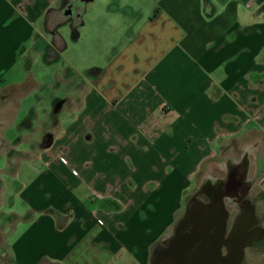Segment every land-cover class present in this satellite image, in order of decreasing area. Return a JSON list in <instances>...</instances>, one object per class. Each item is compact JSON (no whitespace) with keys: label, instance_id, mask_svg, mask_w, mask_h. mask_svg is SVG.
I'll use <instances>...</instances> for the list:
<instances>
[{"label":"crops","instance_id":"0c3cea01","mask_svg":"<svg viewBox=\"0 0 264 264\" xmlns=\"http://www.w3.org/2000/svg\"><path fill=\"white\" fill-rule=\"evenodd\" d=\"M115 1L103 30L96 22L72 36L74 44L83 35L105 41L89 46L90 69L71 63L52 77L28 73L6 84L30 51L57 48L44 21L61 0H0V101L19 98L0 113L3 131L19 132L1 136L10 148L2 161L19 164L4 192L20 218L6 264H152L200 172L214 178L243 165L249 194H264V0ZM118 13L130 17L127 30H115ZM56 36L66 43L62 30ZM24 62L30 72L34 60ZM32 95L46 102L43 117L28 105L20 118ZM36 123L43 129L30 149ZM204 190L222 194L218 183ZM253 211L262 235L243 262L264 264V209Z\"/></svg>","mask_w":264,"mask_h":264},{"label":"rangeland","instance_id":"374dc122","mask_svg":"<svg viewBox=\"0 0 264 264\" xmlns=\"http://www.w3.org/2000/svg\"><path fill=\"white\" fill-rule=\"evenodd\" d=\"M74 0H69L67 2V4L65 6H62V8L60 6H57L55 8L56 12L53 13L52 15H50V17L44 21L47 26H46V30L44 36L46 38H52L51 39V45H54V39H55V44L57 47H59L61 45L60 41H56V37L54 38V32L55 33H59L60 30H62V34L64 36L67 37L66 43L67 46L65 49H63L61 52L59 51L58 56L57 54L54 53V55L56 56V65L52 66L51 68L45 65V54L47 53V49L44 48V52L45 54L43 56H41L40 54L37 55V52H31L29 54H27L26 57L22 58V61H20V68L22 69V74L21 71L19 70V67L17 70H13L12 71V76H7V83H10V80H14V79H20L23 77H25V75L27 76V74L32 77V78H44V77H52L53 75L56 74H61L60 72L63 71L65 68L72 66L71 63H73L76 67H78L79 69H81L82 71L86 70V69H90L92 67V65H94V63L97 61L94 57V54L91 53L89 51V46L92 45L93 43L89 40H86L85 38L87 37L86 35H83V38L81 43L79 44H74L72 42V36H73V32L72 30L69 29V27L67 25L62 26L60 28L56 27V25H58L59 23H64V20L69 17V15H66L68 10L73 11V9H81L82 15H81V21L83 20L84 22H87L84 25H82L78 31L82 32L83 34L86 32L88 33V30H93L95 23L97 22V26L100 28V30H103V25H107L108 22V16L109 15V5L111 4L112 7V3L110 0V2L106 3V0H95L93 3H80L78 2L76 4L75 7L71 6V3H73ZM129 1V0H128ZM132 0H130L131 2ZM134 1V0H133ZM114 5L113 7L115 8L117 5L121 7H125V5L127 4V1H122L120 4V0L113 2ZM130 5V4H129ZM131 6V5H130ZM147 6V4L145 5ZM59 8V9H58ZM112 10V9H111ZM108 13V14H107ZM103 14L104 16L106 15V18L103 19ZM113 15V14H111ZM130 18V17H129ZM129 18H126L124 15H122L121 13H118V20H116V26L117 28L115 30H127L128 26L127 22L130 21ZM76 19V18H74ZM63 25V24H62ZM126 27V28H125ZM60 29V30H59ZM51 33V34H50ZM50 34V35H49ZM39 43L38 44H43V41L40 39L38 40ZM102 44L105 48V41L102 39H99L98 42L95 40L94 45H92L93 47H96L95 44ZM85 46V53L83 52V48ZM54 47V46H53ZM35 49V48H34ZM111 53V52H110ZM53 54V53H52ZM51 54V55H52ZM85 54V58L84 55ZM50 55V57H51ZM27 57L29 59L32 58V60H34V62L32 63V66L30 67L29 71L27 72L26 68L24 67V60L26 61ZM53 57V55H52ZM23 66V67H22ZM14 77V78H11ZM54 78V77H53ZM24 92H31L32 88H33V84L32 83H28L25 87ZM5 92H0V94H3ZM4 95V94H3ZM17 99H19L17 97V95L15 93H13V102L11 99L2 102L0 101V113H3L6 109L7 106H9L10 102L12 103V105L16 106V101ZM41 102L37 101L35 99V96L32 95V97L28 100L24 102V107L23 110H21L20 113V118L23 117L24 115V111L26 110V107H28V105H35V109L38 111V116L39 119H41L43 117V111L42 108L45 105L46 102H42V104H39ZM35 126L37 127V130L31 134L27 141H25L27 145L30 146V149H37L38 147L35 145L37 143V141L40 139V134H41V130L42 128V124L36 123ZM5 129V126H3V128H0V138L3 139L1 136H3V134H5L7 140H14L17 138V136L19 135V132H17L14 129L8 128V130L3 131ZM8 149H10L9 147L6 146V144L4 143V145L1 147L0 149V155L5 154ZM38 151V150H37ZM14 154L20 155L19 152L14 151ZM10 154V153H9ZM22 163V160L21 162ZM24 164V163H22ZM19 166V164L17 162H7V164L4 161H2L1 158V162H0V255L1 253L6 254L4 256L7 257L8 259V255H7V250L9 248L10 245V238H11V233L13 232L16 223L18 220H20V218L18 216H15L14 214L8 212L10 209V205L6 203V195H4V192L6 190V177L8 176L9 171H11L12 169H16ZM25 166V164H24ZM216 177H214V179H222V177H224V173H216ZM204 174L203 172H200L195 178H193L192 180H189V186L186 190V192L183 195L182 198V210H180V212L178 213V216L181 218H183L186 214V209H187V205L188 203L191 201L192 197L196 194V191L198 190V188L201 186V184L205 181V179L203 178ZM213 177V175H212ZM11 179H9V185L11 186V188H13V190L15 189V187L17 186L16 184H11ZM13 182L14 179H12ZM9 186V187H10ZM251 201H252V205H254L253 207H256L257 209V215L260 216L262 215V209H264V194L263 191L260 187H255L253 189V191L249 194L248 197ZM19 201H17L16 205L18 204ZM17 208L20 209L21 208V204L17 205ZM237 214V208L232 209L229 212V219H228V227H233L235 221V215ZM179 222V221H178ZM177 222V225L179 224ZM177 227V226H176ZM174 229V228H173ZM158 246V245H157ZM156 246V248H157ZM152 250V254H151V260L153 261V257H154V253L156 251ZM253 252L252 248H249L247 253L251 254ZM3 258L0 257V264H3L1 261ZM6 260V258H5ZM7 261V260H6ZM243 264H246L245 262H243V260L241 261ZM241 264V263H240Z\"/></svg>","mask_w":264,"mask_h":264},{"label":"flooded vegetation","instance_id":"af4514ba","mask_svg":"<svg viewBox=\"0 0 264 264\" xmlns=\"http://www.w3.org/2000/svg\"><path fill=\"white\" fill-rule=\"evenodd\" d=\"M4 142V138H0V149ZM4 161L7 164L5 158ZM238 169L217 179L222 194L210 196L207 190L203 191L209 181V178L205 179L172 235L157 246L152 264H177L178 256L180 264H236L242 255L244 258L249 243L261 237L262 232L248 198L250 187L245 180V168L241 165ZM235 208V223L228 227L229 212ZM222 212L226 220L221 219ZM194 232L197 234L192 235ZM4 255L1 253L0 257L6 264Z\"/></svg>","mask_w":264,"mask_h":264},{"label":"trees","instance_id":"16d2710c","mask_svg":"<svg viewBox=\"0 0 264 264\" xmlns=\"http://www.w3.org/2000/svg\"><path fill=\"white\" fill-rule=\"evenodd\" d=\"M68 1L69 0H61L59 6L62 8V6H65ZM78 2H80V3H83V2L84 3H87V0H74L73 3H71V6H73L74 4H77ZM55 12H56L55 9L51 10L50 13L48 14V17H46L45 21L50 17L51 14H53ZM66 15H69V17H67L64 20V23H59L58 25H56V27L60 28L63 25L72 24V27L71 28H72V32L74 33L73 34V38H74V40H77L78 34H79L78 29L82 25V21H81L82 12H81V9L78 10V9L75 8V9H73V11L68 10L67 13H66ZM74 18H76V19H74ZM46 23H45V25L47 26ZM55 32H54V35L56 36L57 33H55ZM65 48H66V43L63 40H61V45L59 47H57L56 49H54L53 46L48 47V49L46 50L47 53L44 56L45 59H46V61H55L56 60V56L54 55V53L57 54V56H58L59 51L61 52ZM51 54L53 55V57H52ZM50 55H51V57H50ZM42 264H46V263H42Z\"/></svg>","mask_w":264,"mask_h":264},{"label":"water","instance_id":"95a60500","mask_svg":"<svg viewBox=\"0 0 264 264\" xmlns=\"http://www.w3.org/2000/svg\"><path fill=\"white\" fill-rule=\"evenodd\" d=\"M87 1H90V0H87ZM202 205V204H201ZM204 205V204H203ZM204 209H206V208H204ZM208 213V211H206V214ZM205 214V213H204ZM225 214L222 212L221 214H220V217H221V219H224V220H226L225 219ZM222 222H223V220H222ZM225 225V221L222 223V226H224ZM207 233V232H206ZM195 234H197V232L195 233H192V235H195ZM183 248V247H182ZM179 250H181V249H178L177 251H179ZM179 257V256H178ZM177 257V264H180L181 263V258H178ZM242 259H243V255L240 257V259L238 260V262L236 263V264H240L241 263V261H242Z\"/></svg>","mask_w":264,"mask_h":264},{"label":"bare ground","instance_id":"6f19581e","mask_svg":"<svg viewBox=\"0 0 264 264\" xmlns=\"http://www.w3.org/2000/svg\"><path fill=\"white\" fill-rule=\"evenodd\" d=\"M208 182L215 184V183L218 182V180L214 179L213 177H209V181Z\"/></svg>","mask_w":264,"mask_h":264}]
</instances>
